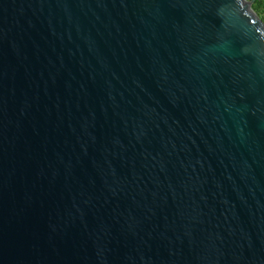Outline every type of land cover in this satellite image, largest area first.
I'll return each instance as SVG.
<instances>
[{"label":"water","instance_id":"obj_1","mask_svg":"<svg viewBox=\"0 0 264 264\" xmlns=\"http://www.w3.org/2000/svg\"><path fill=\"white\" fill-rule=\"evenodd\" d=\"M254 0H0V264H264Z\"/></svg>","mask_w":264,"mask_h":264},{"label":"rangeland","instance_id":"obj_2","mask_svg":"<svg viewBox=\"0 0 264 264\" xmlns=\"http://www.w3.org/2000/svg\"><path fill=\"white\" fill-rule=\"evenodd\" d=\"M250 1H252V0H250ZM252 7L260 15V17L262 18L263 14H264V9H263V7H259L258 9H256V7H257V0H254L252 2Z\"/></svg>","mask_w":264,"mask_h":264},{"label":"trees","instance_id":"obj_3","mask_svg":"<svg viewBox=\"0 0 264 264\" xmlns=\"http://www.w3.org/2000/svg\"><path fill=\"white\" fill-rule=\"evenodd\" d=\"M259 7H263V9H264V0H257V7H256V9H258ZM262 19L264 20V14L262 16Z\"/></svg>","mask_w":264,"mask_h":264}]
</instances>
